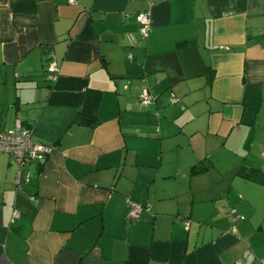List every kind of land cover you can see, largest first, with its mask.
<instances>
[{
    "label": "crops",
    "instance_id": "obj_1",
    "mask_svg": "<svg viewBox=\"0 0 264 264\" xmlns=\"http://www.w3.org/2000/svg\"><path fill=\"white\" fill-rule=\"evenodd\" d=\"M151 1L0 0V264H264V0Z\"/></svg>",
    "mask_w": 264,
    "mask_h": 264
},
{
    "label": "built area",
    "instance_id": "obj_2",
    "mask_svg": "<svg viewBox=\"0 0 264 264\" xmlns=\"http://www.w3.org/2000/svg\"><path fill=\"white\" fill-rule=\"evenodd\" d=\"M73 3L74 0H68ZM148 4V9L138 11L135 15L138 24L137 34L141 39H147L150 33L151 21L150 10L151 0H145ZM133 39H130V46L134 45ZM131 57V55H129ZM46 71L51 74L54 80L57 76V66L54 60L47 54L44 60ZM153 96L145 89L140 94L141 103L147 104L152 100ZM53 150V146L33 140L30 129L22 127L17 123L14 129L8 131H0V154L9 155L18 165H23L26 162L36 159L46 158ZM19 178H17L18 181ZM128 204V216L136 217L142 210L147 207L136 203L129 197L126 198ZM241 219L243 217H240ZM188 224L186 223V228Z\"/></svg>",
    "mask_w": 264,
    "mask_h": 264
},
{
    "label": "trees",
    "instance_id": "obj_3",
    "mask_svg": "<svg viewBox=\"0 0 264 264\" xmlns=\"http://www.w3.org/2000/svg\"><path fill=\"white\" fill-rule=\"evenodd\" d=\"M78 122L81 124H85L88 126H94L97 123L96 118L91 116H85V115H79L78 116ZM201 168L196 167L195 170L199 171Z\"/></svg>",
    "mask_w": 264,
    "mask_h": 264
}]
</instances>
